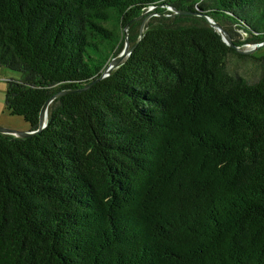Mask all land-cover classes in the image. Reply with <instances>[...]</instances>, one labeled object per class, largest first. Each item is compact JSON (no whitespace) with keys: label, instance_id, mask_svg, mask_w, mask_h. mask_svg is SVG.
Instances as JSON below:
<instances>
[{"label":"trees","instance_id":"trees-1","mask_svg":"<svg viewBox=\"0 0 264 264\" xmlns=\"http://www.w3.org/2000/svg\"><path fill=\"white\" fill-rule=\"evenodd\" d=\"M204 17L264 41V0H0L6 112L70 91L0 134V264H264V55Z\"/></svg>","mask_w":264,"mask_h":264},{"label":"rangeland","instance_id":"rangeland-1","mask_svg":"<svg viewBox=\"0 0 264 264\" xmlns=\"http://www.w3.org/2000/svg\"><path fill=\"white\" fill-rule=\"evenodd\" d=\"M145 15H140L139 20H142L141 24L137 26L133 33L139 34L143 31L145 28V25L148 23H154V22H169L172 18H174L175 14H177L171 7L165 6L162 13H158L154 8H149L145 11ZM148 12V14H147ZM194 16V15H193ZM192 16V17H193ZM195 20V19H194ZM201 24H204V22ZM226 27L225 29H232L227 25H222ZM223 28V27H222ZM127 29V27L125 28ZM224 29V31H225ZM235 31V32H234ZM226 32V31H225ZM227 33V32H226ZM127 42L128 37L132 35V32H127L125 30ZM228 34V33H227ZM231 34L235 37L236 40L239 41L240 44L235 45L238 48L236 50L239 53L243 54H253L255 57H259L264 55V46H261L259 48H256L252 53H244L245 51H248L251 47H255L259 45L262 42L253 41L250 43H245V39L248 38V36L244 33H242L240 30H233ZM229 35V34H228ZM130 45L128 42V49ZM122 51V50H121ZM120 51V52H121ZM118 56V55H117ZM228 66L235 72L239 73L238 75L243 78H251V75L257 74L256 70L254 69L251 62L245 60V61H239L234 56H230L228 58ZM21 77V74L19 72L10 71L5 68H0V127L10 129L17 132H24L29 131V126L21 117L17 116H11L9 115L6 110L4 109V92L6 87V81L9 79H19Z\"/></svg>","mask_w":264,"mask_h":264},{"label":"water","instance_id":"water-1","mask_svg":"<svg viewBox=\"0 0 264 264\" xmlns=\"http://www.w3.org/2000/svg\"><path fill=\"white\" fill-rule=\"evenodd\" d=\"M206 23L215 31L218 32V34L221 37V41L231 47L232 49L238 50V48L232 43L229 35L224 31V29L216 24L215 22H213V20H211L208 17H204ZM126 30V29H125ZM125 30H124V46L122 48V51L118 54V56L113 57L108 65L106 66V68L104 69V71L102 72L100 78H104L107 75H109V73L115 69L118 65H120V63L124 60V58L130 53V50L128 49V42H127V38H126V34H125ZM261 46H264V41L262 43H260L259 45L255 46V47H251L248 51H245L244 53H252L254 50H256V48H259ZM67 92H70L69 90H64L61 91L59 93H56L55 95L51 96L49 99H47L45 101V103L43 104V106L40 109L39 112V117H38V124H37V129L36 130H29V131H24V132H17V131H13L10 129H6L3 127H0V134L3 135H8V136H12L14 138H26L29 137L39 131H41L45 126H46V119H47V108L49 106V104L58 96L63 95Z\"/></svg>","mask_w":264,"mask_h":264}]
</instances>
